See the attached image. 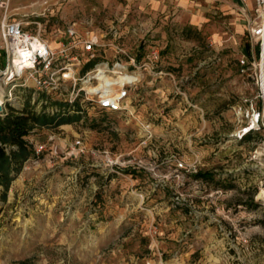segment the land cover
Segmentation results:
<instances>
[{
  "label": "rangeland",
  "instance_id": "obj_1",
  "mask_svg": "<svg viewBox=\"0 0 264 264\" xmlns=\"http://www.w3.org/2000/svg\"><path fill=\"white\" fill-rule=\"evenodd\" d=\"M201 1L196 19L130 0L10 2L54 44L73 22L91 30L98 60L157 48L162 73L145 72L121 112L82 101L80 121L30 134L46 149L0 186V264H264V100L260 68L240 70L256 45L240 0ZM24 81H0L4 107L23 106Z\"/></svg>",
  "mask_w": 264,
  "mask_h": 264
},
{
  "label": "built area",
  "instance_id": "obj_2",
  "mask_svg": "<svg viewBox=\"0 0 264 264\" xmlns=\"http://www.w3.org/2000/svg\"><path fill=\"white\" fill-rule=\"evenodd\" d=\"M11 1L0 0V57L4 58L0 64V81L25 80L21 85L33 86L34 100L45 95L37 104L41 109L47 105L48 111L50 108L52 112L59 111L54 105H48L52 99L69 103L79 101L82 109V101H89L98 110L121 112L127 108L125 102L130 89L143 80L145 72L162 73L156 68L160 53L157 48L142 58L138 54H126L125 58L116 57L113 61L98 60L106 45L97 34L89 29H79L73 22L64 31L67 38H55L57 44H54L41 33V29L32 32L22 20L13 17L9 13ZM240 1L243 4L239 10L260 56L259 60L258 55L242 56L240 70L247 73L252 67L260 68L256 80L264 100V0H254L253 8L248 6V0ZM92 60H95L94 65L87 68ZM259 115L255 121L257 124ZM30 142L34 144V153L46 149L45 143ZM47 142H53L50 148L57 153L54 134L49 135ZM80 146V140L70 144V155L80 153ZM186 168L187 164L178 160L176 169L183 171Z\"/></svg>",
  "mask_w": 264,
  "mask_h": 264
},
{
  "label": "trees",
  "instance_id": "obj_3",
  "mask_svg": "<svg viewBox=\"0 0 264 264\" xmlns=\"http://www.w3.org/2000/svg\"><path fill=\"white\" fill-rule=\"evenodd\" d=\"M256 54L259 49L256 47ZM95 60L87 64L92 67ZM45 95L33 99V89H27L24 94L23 106L16 107L11 103L5 104L0 112V186L7 191L13 180L21 172L25 162L34 155V144L28 136L38 128L58 127L62 124H70L80 121L85 112L79 101L69 103L61 100L49 99L48 105H54L59 111L51 112L44 105L41 110L37 109L38 102ZM251 134H245L244 139ZM196 178L212 179L210 172L198 171ZM5 195V194H4ZM1 218V209H0Z\"/></svg>",
  "mask_w": 264,
  "mask_h": 264
},
{
  "label": "crops",
  "instance_id": "obj_4",
  "mask_svg": "<svg viewBox=\"0 0 264 264\" xmlns=\"http://www.w3.org/2000/svg\"><path fill=\"white\" fill-rule=\"evenodd\" d=\"M130 1L135 4L141 5L140 8L141 7L146 8V6H142V5L148 4L150 7H147V11L150 10L149 12L151 13H157L159 10H163V9L165 10L166 7L175 6L174 12L179 13L181 17L196 19L202 16L201 11H198L196 9L198 8L197 4L202 2L201 0H130ZM205 1L209 2V7H211L212 6L211 3L215 5H220V2L228 1V0H205ZM218 1L220 2L218 3ZM236 1L238 2L239 0ZM206 10L212 11L210 8H207ZM28 139L31 141L30 135L28 136Z\"/></svg>",
  "mask_w": 264,
  "mask_h": 264
},
{
  "label": "bare ground",
  "instance_id": "obj_5",
  "mask_svg": "<svg viewBox=\"0 0 264 264\" xmlns=\"http://www.w3.org/2000/svg\"><path fill=\"white\" fill-rule=\"evenodd\" d=\"M264 61V60H263ZM1 87V86H0ZM4 103V101H3V98L1 97V95H0V106H2V104ZM252 129V127H248L245 131L246 132H248V131H250Z\"/></svg>",
  "mask_w": 264,
  "mask_h": 264
},
{
  "label": "water",
  "instance_id": "obj_6",
  "mask_svg": "<svg viewBox=\"0 0 264 264\" xmlns=\"http://www.w3.org/2000/svg\"><path fill=\"white\" fill-rule=\"evenodd\" d=\"M4 110V106L2 104V106H0V112Z\"/></svg>",
  "mask_w": 264,
  "mask_h": 264
}]
</instances>
